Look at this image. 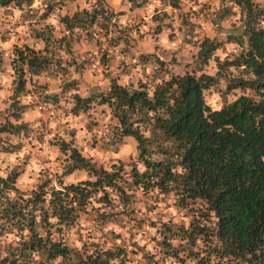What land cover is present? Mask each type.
Returning <instances> with one entry per match:
<instances>
[{
	"label": "clouds",
	"instance_id": "clouds-1",
	"mask_svg": "<svg viewBox=\"0 0 264 264\" xmlns=\"http://www.w3.org/2000/svg\"><path fill=\"white\" fill-rule=\"evenodd\" d=\"M139 2L140 0H137L138 4ZM50 3L54 5V10L46 19H41ZM252 3L254 11L256 5L264 9V0H252ZM179 4L180 7L177 8L172 6V0H148L143 8L137 7L132 10V0H104L102 5L98 4L97 0H63V3L61 0H32L30 4L27 0H22L19 6L13 0V3L7 6H0V51H3V64H0V126L6 125L8 121H11L13 126L24 124L28 126L27 134L25 130H21L18 135L0 132V179L6 181L14 172L18 174L12 187L4 189L0 184V190H3L0 195V231L3 233L0 235V260L6 257L11 259L9 253L13 251L16 252L17 264H64V256L57 255L49 260L47 252L39 248L35 251L28 250L25 253L26 258H22L19 250L25 241L31 243L32 233L27 227L20 232L14 226L16 221H19V217L14 220L3 218L5 210L10 209V202L16 204L19 201L20 205L25 204L34 198V193L40 192L41 185L47 181L50 183L44 188L43 208L48 212V226L42 224L43 213L37 207L34 213L35 232L39 239L46 242L49 249L52 244L59 243L62 247L67 245L70 250V264H79L76 253H80L87 260L88 256H93L95 259V254L99 251L102 258L107 259L103 254L109 251L115 252L117 248L125 250L126 264H180L179 259L173 255H165V252L179 250L182 246L184 250L179 251V256L187 258L189 240L181 239L183 233L180 230L182 228L184 232L190 233L193 218L198 216V213L189 212L187 207H180L178 205L180 197L175 191L166 196L157 186L161 177L151 175L156 169L150 168L145 163L148 161L155 164L157 161L167 159L175 162L178 158L157 154L156 145L153 143L149 148L153 154L145 155L142 159L140 141L132 137H127L126 142L123 143L115 141V129L119 127L122 130L123 125L114 116L113 109L107 103L100 106L94 104L89 110L91 118L96 121L91 130L87 127L89 113L84 111H80L78 115L72 113L76 105L74 97L85 99L93 90H110L112 78L117 75L121 77L117 81L121 87L128 85L130 80L135 87H139L137 80L151 78L153 67L149 64L142 68L139 61L140 54L145 51L148 53L156 51L154 47L156 44L163 49H175L187 34L186 28L184 32L180 31L184 27L182 13H193L189 19L191 23L199 25L195 28L193 37L196 41H202L205 35L213 38L218 30L223 38L229 31L241 32L246 27L247 13L242 11L241 5L236 3V0H179ZM101 8L108 17L109 13L117 15H112L107 20L104 15L97 16L96 22L87 29L92 32L91 40L86 38L80 26L69 29L62 19L67 16L71 21L77 12L83 14L86 9L87 13L91 14L94 9ZM223 8H230L235 14H229L227 19L221 20L217 14ZM121 12L124 14L119 15ZM165 12L170 19H165L164 24H172V28L165 27L157 38L153 30L159 21H154L153 16ZM103 24L107 27H101ZM134 25H138V30ZM256 27L257 29L264 27V17L259 19ZM172 31H175L176 39L170 42L168 36ZM37 33H43L48 42L46 43L45 38H37ZM77 36L85 38L77 43ZM126 39L129 41L127 45ZM117 40L118 43H112ZM61 41L64 43L62 44ZM69 42H71V51L68 47ZM134 42H138L136 46H132ZM25 44L33 49L41 60L47 57L52 63L47 70L39 74L32 73L28 66L24 65V91L16 95L19 77L12 61L18 57L13 46L17 45L23 50ZM126 47L129 48V52L122 54L121 50ZM188 47L191 48V45ZM105 50L109 58L107 65L101 62ZM198 50V47L192 48L194 52ZM238 51L237 44H225L223 49L215 51L204 71L208 75L215 76L220 71L215 56H219L222 64L226 57L232 59L229 53ZM156 55L161 60L164 59L159 51H156ZM57 61H60L59 65ZM72 61L75 63L69 66ZM121 61L128 65L130 74H122ZM78 65H83L79 71H77ZM132 65L136 67L133 68ZM62 68L68 70L67 75L60 70ZM231 71L235 73L236 69L232 68ZM200 74L197 73L198 76ZM170 79L169 76H164L163 80L157 78L155 84L163 85L164 81ZM73 80L78 81L77 86L64 92V85ZM155 91L153 85L148 92V98L153 102H155ZM54 94L60 97L57 104L45 102V97H52ZM236 98L229 96L227 102L230 104ZM205 99L212 111H220L224 107L225 100L215 87L205 92ZM16 101L19 102L18 107L27 106L20 113L19 119L12 115L16 111L12 107ZM168 104L175 106V102L171 99L168 100ZM156 115V112L148 111V116L153 118V124L156 123ZM207 115L206 112L205 116ZM166 118H169L168 114ZM138 126L143 139L153 138L151 125ZM73 130H75L74 136ZM65 144L69 145L66 152L61 150L62 145ZM73 149L91 167L76 166V161L71 159ZM133 165L141 177H144L145 173L149 174V178L139 185L133 183L131 175ZM92 168L96 171L102 170L109 176L117 173L119 175L111 185L104 183L100 187H93L101 177L94 174ZM171 172L179 177L186 175V169L179 164L172 167ZM145 183L152 185L148 188L147 195H145ZM174 186V181L169 180L168 187L174 188ZM72 187L91 193L82 206L79 199H74L77 193L68 191ZM119 189H123V193ZM54 192L60 194L61 201L55 207L72 210L67 219L54 214L55 209L52 204L56 199ZM105 194L110 203L104 201ZM124 194L131 199L125 202L122 199ZM189 207H199V202L196 205L189 202ZM31 210L32 205L29 204L23 209L24 216L27 217ZM212 218L215 221L214 213ZM153 223L155 227L152 226ZM164 225H168L172 233H177L175 236L167 233V242L171 245L168 249L163 246ZM205 225L214 227V223L209 224L208 221H202L200 226ZM203 247L202 239L197 238L196 246L191 250L196 252ZM146 255L153 259L149 261ZM203 255L204 253L201 252V257ZM124 259L123 256L114 257L108 261V264H121V260ZM227 260L226 257L224 264H227ZM186 264H197V261L187 259ZM211 264H217L215 256L212 257Z\"/></svg>",
	"mask_w": 264,
	"mask_h": 264
},
{
	"label": "trees",
	"instance_id": "trees-1",
	"mask_svg": "<svg viewBox=\"0 0 264 264\" xmlns=\"http://www.w3.org/2000/svg\"><path fill=\"white\" fill-rule=\"evenodd\" d=\"M146 1L140 0L138 4L137 0H132V4L133 7L140 6ZM21 2L22 0H15L18 5ZM27 2L30 4L31 0H27ZM11 3L13 0H0V6H7ZM236 3L240 4L242 11L247 13L246 27L241 32L239 30L229 31L226 36L219 39L204 36L198 44L199 50L196 54L198 62L201 63L199 69L213 57L217 48H224V43H235L239 46L238 52L230 53L229 56L232 59L226 57L222 64L219 56H215L217 67L220 68L215 76L208 75L203 70H200L199 76L187 71L177 74L167 67L155 53L141 54L140 64L145 67L151 63L153 74L146 80H137L136 83L139 87H135L132 81L121 87L113 77L110 90L92 91L90 96L85 99H81L79 96L74 97L76 105L73 107L72 113L77 114L80 111L89 113V123L94 121L89 111L93 105L107 103L113 109L114 116L123 125L122 130L119 127L115 129V141H121L124 136H131L140 141L142 159L145 155L153 154L149 150L153 143L156 145L155 152L157 154L178 158L175 162L167 159L157 161L155 164L148 161L145 163L150 168L156 169L151 175L161 177L157 186L166 196L175 191L176 195L180 197L178 201L180 207H187L189 212L198 213V216L193 218L190 233L184 232L182 228L180 230L183 233L181 239L189 240L187 258L179 256V251L184 250L183 246L179 250L165 252V255H173L179 259L180 264H186L187 259H195L197 264H211L214 256L217 258V264H224L226 257L228 258L227 264H264V27L258 29L256 27L259 19L264 17V9H260L259 5H256L254 11L252 0H236ZM172 6H178L177 0H172ZM51 9V5H49L47 11L49 12ZM111 14L109 13V17ZM229 14L234 15L235 13H232L230 8H223L217 15L223 20L227 19ZM101 15L105 16V20L109 18L101 8L94 9L91 14H88L86 9L83 14L77 12L71 21L67 16L62 19L69 29L80 26L84 30L86 38L91 40L92 32L87 29L96 22V17ZM43 17H45V13ZM101 27L106 28L107 25L103 24ZM36 35L37 38H45L46 43L48 42L43 33ZM80 38L85 37L77 36L76 41ZM61 43L63 44L64 41ZM70 44L71 42L68 47ZM13 49L18 57L12 61L19 77L16 89L18 93L25 86L24 65H27L32 73L38 74L47 70L52 61L47 57L41 60L27 44L24 45L23 50L17 45H14ZM47 50L46 48L45 51ZM1 61L0 54V64ZM56 63L59 65L60 61ZM232 68L236 69L235 73L231 71ZM164 76H169L171 79L164 81L163 85L155 84L157 78L163 80ZM218 81H223L221 94L225 104L220 111H212L211 106L204 100L203 91ZM153 85L156 89L155 102L148 98V92ZM129 89H131V93H129ZM235 91H238L234 95L237 98L229 104L228 99L224 96L229 93L234 94ZM55 98V96L45 97L44 100L52 102L56 100ZM113 98H115V102H113ZM169 99L175 102L174 107L168 104ZM161 109H163V114H161ZM148 111L157 113L156 123H152L153 118L148 116ZM206 112L207 116H205ZM166 114L169 115V118H166ZM18 117L19 113L15 114V118ZM141 124L151 125L152 139H143L138 126ZM27 127V124L13 126L8 121L6 125L0 126V132L19 134L21 130L26 132ZM68 146L62 145L61 150L66 152ZM71 159L76 161V166L91 167L82 160L75 149H73ZM177 164L186 169V175L183 177L173 175L171 172L172 167ZM92 172L101 177L93 187H100L104 183L111 185L119 175L117 173L109 176L102 170L96 171L94 168H92ZM17 175L14 172L8 180L0 179V184L4 186V189L12 187ZM131 175L135 185H139L149 178L148 173L141 177L135 165L132 167ZM169 180L174 181V188L168 187ZM47 183L50 181L41 185L40 192L34 193V198L25 204L20 205L19 201L16 204L10 202V209L5 210L3 218L14 220L19 217V221H16L14 226L20 232H23L24 227H27L32 233L31 243L25 241L19 250L22 258H26L25 253L28 250L35 251L39 248L41 251L47 252L49 260L54 259L57 255H62L65 257L64 264H70V250L67 245L62 247L59 243L52 244L49 249L46 242L39 239L35 232L34 213L37 207L43 213L42 224L45 227L48 226V212L43 208L44 188ZM144 186L145 195H147L148 188L152 185L145 183ZM13 190L16 189L13 188ZM2 191L0 190V195H2ZM68 191L77 193L74 199H79L81 206L87 196L91 195L78 187L69 188ZM119 191L123 193V189H119ZM53 195L56 197L52 201L55 209L54 214L60 215L62 219H67L72 210L56 208L55 206L61 203L60 194L54 192ZM103 199L110 203L107 194ZM122 199L127 202L131 198L124 194ZM189 202L192 205L199 202V207H189ZM29 204L32 205V210L25 217L23 209L27 208ZM212 213L215 214V221H213ZM202 221H208L209 224L214 223V227L208 225L201 227ZM152 226L155 227V224L153 223ZM164 230L163 246L168 249L171 248V245L167 242V233H172V229L168 225H164ZM2 234L0 231V235ZM50 235L49 233V237ZM172 235L175 236L177 233H172ZM197 238L202 239L204 247L200 251L194 252L191 248L196 246ZM21 239L23 240V237ZM8 247L10 248L11 245ZM133 247L136 246L133 245ZM85 252H87V245H85ZM201 252L204 253L203 257H201ZM9 256L11 259L6 257L4 260H0V264H17L16 252L10 251ZM103 256H106L107 259H103L102 254L98 251L95 254V259L93 256H88L85 260L80 253H76L79 264H108L110 259L121 256L125 257L124 260H121V264H126V253L123 248H117L115 252L109 251ZM146 259L151 261L153 258L146 255Z\"/></svg>",
	"mask_w": 264,
	"mask_h": 264
},
{
	"label": "rangeland",
	"instance_id": "rangeland-1",
	"mask_svg": "<svg viewBox=\"0 0 264 264\" xmlns=\"http://www.w3.org/2000/svg\"><path fill=\"white\" fill-rule=\"evenodd\" d=\"M32 2V0H31ZM61 3H63V0H61ZM97 3L99 4H103L104 3V0H97ZM148 3V0L143 4V5H140V6H134L132 10H135V8L137 7H141L143 8L144 5H146ZM177 3H178V6H176L177 8L180 7V4H179V0H177ZM18 5V4H17ZM51 5V10H49V12L46 10L45 11V17H41V19H46L47 16L51 13V11L54 10V5L53 4H49ZM19 6V5H18ZM205 7H207V5H205ZM124 13H119V15H123ZM193 13L189 12V13H182V16H183V19H182V25L184 27H182L180 29L181 32H184L185 31V28L187 29V34L184 36V39L183 41L175 48V49H163L159 44H156L154 47L156 49V51H159L161 55L164 56V63L165 65H167V67H169L173 72L177 73V74H181V73H184V72H191V73H194V74H197L200 72V70H203L208 66V62L210 59H208V61L203 65L201 66L202 68L199 69V65L201 63L198 62V58H197V51H192V48H197L198 47V44L200 41H196L195 39H193L194 35H195V28L196 27H199V25H196V24H193L191 23L190 19H189V16L192 15ZM112 15H117L116 13H112ZM198 15V14H196ZM165 19H170L168 13H163L162 15H156V16H153V20L154 21H159V23H157L156 25V28L153 30V34L158 38L159 37V34L163 32L164 28L165 27H168V28H172V24H168V25H165L164 24V20ZM141 22H143L142 18H141ZM115 27V25H114ZM134 27L137 28L138 30V25H134ZM122 35H126L125 33H122ZM206 36V35H205ZM208 37V36H207ZM215 38H221V36L219 35V31H217V35L215 36ZM82 38H80L78 41H76L77 43L80 42ZM141 39H143V37H141ZM168 39L170 42L174 41L176 39V36H175V31H172L169 33V36H168ZM112 43H118V40L117 41H113ZM125 43L126 45L129 43V41L126 39L125 40ZM136 43L138 42H134L132 44V46H136ZM225 44L227 43H224V46ZM188 45H191V48L188 47ZM217 49H222V48H217ZM216 49V50H217ZM215 50V51H216ZM226 50V49H225ZM69 51H71V44L69 46ZM156 51L152 52V53H155L156 54ZM129 52V48L126 47L124 49L121 50V53L122 54H127ZM0 54H1V57H2V61H1V64H3V51H0ZM141 54H148V52H141ZM140 54V55H141ZM230 55V53H229ZM159 57V56H158ZM160 58V57H159ZM114 59V57L112 58ZM101 62L105 65H107L109 63V58H108V55H107V50H105L102 58H101ZM72 63H75V61H72L69 66H71ZM85 63H89L88 61H85ZM151 64V63H148V65ZM121 65H123V68H122V74H130V69L128 67L127 64L124 63V61H121ZM142 66V65H141ZM147 65H145L146 67ZM83 67V65H78L77 66V71H79L81 68ZM133 68H135L136 66H132ZM143 68V67H142ZM45 71V70H43ZM62 72H64L66 75H67V72L68 70L67 69H63L61 70ZM39 74V73H38ZM120 75H117L115 77V79L118 81L120 79ZM131 81V80H130ZM129 81V82H130ZM78 84V81H71V82H68L64 85V92H67L69 89L73 88V87H76ZM215 87L217 91H220L222 90L223 87H221V81H218L216 84H214L213 86L209 87V88H213ZM204 89L203 91V96H204V100L206 102V99H205V92L209 89ZM24 89L20 92H16V95H19L21 92H23ZM93 91H98V90H93ZM99 91H103V90H99ZM238 91H235L234 94L232 93H229V94H226L224 97L226 99H228L229 96H234L235 94H237ZM210 95V93H209ZM222 95V94H221ZM55 96L56 100L55 101H52L53 104H57L58 101H59V96L57 95H53ZM47 102V101H45ZM18 101H16V103H14L12 105V107L14 109H16L15 112L12 113V115L15 117V114L19 113V117H20V113L23 111L24 108H26L27 106H22V107H18ZM100 106V105H98ZM79 113L77 114H74V115H78ZM19 117L17 119H19ZM11 122V121H9ZM95 120L94 121H91L87 127L89 128V130H91V128L95 125ZM18 135V134H17ZM72 135L74 136L75 135V130H73L72 132ZM127 137H131V136H124L122 138L121 141H119L120 143H123V142H126V138Z\"/></svg>",
	"mask_w": 264,
	"mask_h": 264
}]
</instances>
